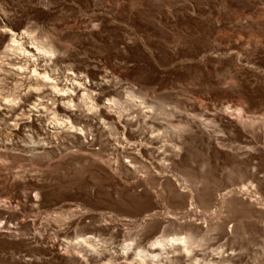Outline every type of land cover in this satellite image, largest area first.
Masks as SVG:
<instances>
[{"label": "clouds", "instance_id": "1", "mask_svg": "<svg viewBox=\"0 0 264 264\" xmlns=\"http://www.w3.org/2000/svg\"><path fill=\"white\" fill-rule=\"evenodd\" d=\"M0 264H264V0H0Z\"/></svg>", "mask_w": 264, "mask_h": 264}]
</instances>
